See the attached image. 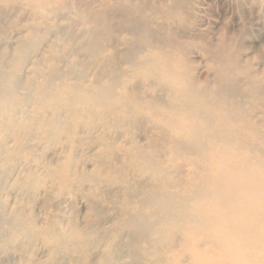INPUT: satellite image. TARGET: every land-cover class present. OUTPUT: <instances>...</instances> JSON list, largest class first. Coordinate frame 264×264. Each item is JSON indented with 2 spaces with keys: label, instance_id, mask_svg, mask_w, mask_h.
<instances>
[{
  "label": "rangeland",
  "instance_id": "obj_1",
  "mask_svg": "<svg viewBox=\"0 0 264 264\" xmlns=\"http://www.w3.org/2000/svg\"><path fill=\"white\" fill-rule=\"evenodd\" d=\"M195 1L190 20L168 21L155 16L150 8L156 7L157 0H136L138 7L145 10L142 8L133 16L142 24L152 23L150 32L157 37L174 38L168 31L159 29L164 24L179 32L182 29L188 35L200 33L203 42L198 39L187 49L193 52L190 55L196 61L193 71L201 83L215 89L214 78L227 75L217 62L211 61L222 56L229 62L231 84L255 85L256 94L243 88L244 95L247 94L245 106L263 117L264 0ZM60 2L64 7L49 13L50 8L61 3L54 0L44 11L36 9L30 0L0 1V89L7 74L19 81L17 101H0V264H168L146 259L144 254L151 248L140 235H128L129 229L123 226L126 218L140 211L152 218L153 212L144 204V194L139 192L150 191L147 184H155L153 171L142 172L129 164L126 152L118 145L106 155L107 138H102L105 133L108 140L111 136L128 141L133 135L145 133L146 127L140 124L142 129H134L136 125H128L132 128L127 134V128L121 125L106 132L100 127L97 112L91 109L88 114L85 103L78 109L77 105L65 103L57 106V111L49 107L38 113L35 101L23 97L41 81L63 78L75 91L71 92L76 100L85 85L105 83L107 58L131 51V41L135 43L136 60H140L142 51L152 50L147 45L149 42L121 31L126 27L125 16L131 14L121 5L125 0ZM87 12L92 22L84 21ZM107 17L111 19L107 21ZM31 28L37 30L30 38L27 31ZM108 40L119 44V48L112 49ZM210 41L221 46L212 48ZM19 47L24 51L20 52ZM74 52L78 53L80 61H76L80 65L71 66L77 57ZM126 59L123 54L116 59L124 70L131 68ZM120 81L127 84L125 78ZM152 81L139 77L126 86L130 92L140 90L143 96L155 95L156 91L148 87ZM12 111L16 121L28 119L22 133L10 122ZM54 112L59 116V127L42 135V124ZM143 112L139 116L141 122L147 119ZM87 116L94 118L95 128L85 123ZM113 122L111 119L110 124ZM151 133L154 139L159 137L158 132ZM19 139L30 142L23 144ZM157 151L165 155L168 166L164 168L169 167L174 178L178 175L181 183L189 181L190 160L181 157L171 161L173 150L161 142ZM63 176L68 181L64 182ZM190 258L187 252L182 261L188 263Z\"/></svg>",
  "mask_w": 264,
  "mask_h": 264
},
{
  "label": "bare ground",
  "instance_id": "obj_2",
  "mask_svg": "<svg viewBox=\"0 0 264 264\" xmlns=\"http://www.w3.org/2000/svg\"><path fill=\"white\" fill-rule=\"evenodd\" d=\"M30 1L36 9L44 11L54 2ZM60 1L55 0L61 5H52L49 13H56L58 7H64ZM135 1L125 0L124 5L121 4L131 13L125 16L123 23L126 27L121 25V31L135 39L149 42L150 52L142 51L140 60H136L133 50L136 49L135 43L131 41V51L118 52L117 56L115 54L107 58L109 64L104 65L103 76L105 83L85 85L76 100H73L71 92L75 91L63 82V78L50 82L44 80L31 88L26 85L30 92L23 97L27 101H35L38 113L49 107L57 111V106L65 103L77 105L78 109L81 107L79 105L85 103L88 114L91 109L97 112L100 127L106 132L121 125L127 128V134L132 128L128 125H136L134 129L146 127L145 133L133 135L128 141L111 136L108 140L104 132L102 137L103 140L107 138L104 141L106 155L118 145L126 152L129 164L142 172L152 170L154 173L155 184H147L150 191L139 192L144 194L143 201L146 206H150L152 218H147V214L140 211L123 221L124 228L129 229L128 235H140L141 240L151 248L148 252L143 250L147 252L144 254L146 259L168 264H264V115L261 117L257 112L252 113L245 106L247 94L244 95L243 88H248L254 94L258 90L251 82L244 83L249 85L247 87L231 84L228 78L229 62L223 60L222 56L211 61L217 62V66L227 71V75L214 78L215 84L212 86L215 89L203 85L193 71L196 62L190 56L193 52L187 49L198 39L203 42L201 34L188 35L181 32L182 29L179 32V29L164 24L159 29L168 31L174 38L157 37L150 32L152 23L150 25L144 21L142 24L133 16L144 9L140 5L138 7ZM194 1L157 0L156 11L153 6L150 10L155 16L168 21L190 20L194 16ZM88 13L84 14L85 20L82 18L87 23L92 22ZM110 19L106 18L107 21ZM111 27L109 24L110 30ZM36 30L29 29L27 35L34 37ZM108 41L113 45L110 46L112 49L119 48V44ZM208 44L212 48L221 46L212 41ZM18 50L24 51L22 47ZM75 54L77 57L71 66L80 65L77 62L80 61L78 53ZM122 54L127 57L125 63L131 67L128 70L118 66L116 59ZM5 76L7 79L0 89V101L13 103L19 97L16 89L19 81L9 74ZM139 77L146 81L153 80L148 87L156 91L155 95L145 93L143 96L140 90L130 92L127 89L128 82ZM121 78L126 79V85L120 81ZM143 111L147 119L141 122L139 116ZM11 114L10 122L22 133L28 119L16 121L13 111ZM56 114L54 112L42 124V135L59 127L60 119ZM111 119L115 121L114 124H110ZM84 121L90 128H95L92 116H87ZM151 132H158L159 137L154 139ZM131 133L134 134V131ZM20 142L28 144L30 141ZM160 142L173 150L171 161L181 157L190 160L192 172L189 173L188 182L181 183V179H177L178 175L174 178L169 167L164 168L168 161L163 153L157 151ZM63 181H68L67 176H63ZM21 227L17 229L18 233ZM187 252H190L191 258L188 263H184L182 257Z\"/></svg>",
  "mask_w": 264,
  "mask_h": 264
}]
</instances>
